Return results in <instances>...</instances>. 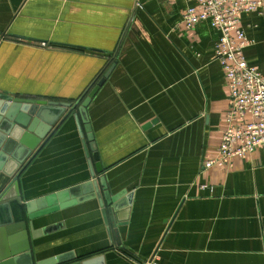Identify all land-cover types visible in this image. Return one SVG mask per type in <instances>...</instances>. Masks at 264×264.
I'll return each mask as SVG.
<instances>
[{
  "label": "crops",
  "instance_id": "obj_1",
  "mask_svg": "<svg viewBox=\"0 0 264 264\" xmlns=\"http://www.w3.org/2000/svg\"><path fill=\"white\" fill-rule=\"evenodd\" d=\"M187 0H0V93L88 108L119 223L97 200L37 219L35 262L264 264V145L215 160L230 108L209 22L188 33ZM247 63L264 77V16H241ZM35 39L39 42L20 40ZM72 114L20 177L24 202L90 181Z\"/></svg>",
  "mask_w": 264,
  "mask_h": 264
},
{
  "label": "water",
  "instance_id": "obj_2",
  "mask_svg": "<svg viewBox=\"0 0 264 264\" xmlns=\"http://www.w3.org/2000/svg\"><path fill=\"white\" fill-rule=\"evenodd\" d=\"M112 68L103 77L100 75L74 103L0 93V264H105L102 254L84 260L75 257L69 260L63 256L35 262L31 233L37 219L93 200L98 201L106 218L109 215L113 222L119 223L120 196H112L109 191L88 116L89 105ZM72 114L86 146L92 179L80 186L24 202L20 177ZM153 260L154 257L144 264H155Z\"/></svg>",
  "mask_w": 264,
  "mask_h": 264
},
{
  "label": "built area",
  "instance_id": "obj_3",
  "mask_svg": "<svg viewBox=\"0 0 264 264\" xmlns=\"http://www.w3.org/2000/svg\"><path fill=\"white\" fill-rule=\"evenodd\" d=\"M193 2L183 13V25L190 33L202 22H209L220 38L215 49L228 83L230 108L226 129L215 160L205 163L232 166L234 158L252 154L264 145V77L250 66L245 50L253 45L241 28V16H264V0H187Z\"/></svg>",
  "mask_w": 264,
  "mask_h": 264
}]
</instances>
